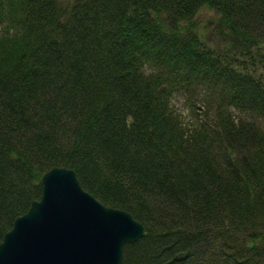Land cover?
I'll list each match as a JSON object with an SVG mask.
<instances>
[{"label": "trees", "instance_id": "obj_1", "mask_svg": "<svg viewBox=\"0 0 264 264\" xmlns=\"http://www.w3.org/2000/svg\"><path fill=\"white\" fill-rule=\"evenodd\" d=\"M53 166L144 225L121 264H264V0H0V240Z\"/></svg>", "mask_w": 264, "mask_h": 264}, {"label": "water", "instance_id": "obj_2", "mask_svg": "<svg viewBox=\"0 0 264 264\" xmlns=\"http://www.w3.org/2000/svg\"><path fill=\"white\" fill-rule=\"evenodd\" d=\"M41 184L40 197L3 234L0 264H121L123 245L146 232L84 189L70 167L49 168Z\"/></svg>", "mask_w": 264, "mask_h": 264}, {"label": "rangeland", "instance_id": "obj_3", "mask_svg": "<svg viewBox=\"0 0 264 264\" xmlns=\"http://www.w3.org/2000/svg\"><path fill=\"white\" fill-rule=\"evenodd\" d=\"M219 14L215 8L207 5L201 6L193 17L197 31L205 38L214 41V28L218 21ZM194 91L175 90L171 96V103L175 110L185 122L193 121L205 115L206 106L198 98ZM194 103L195 107L190 104ZM196 111V115L194 114Z\"/></svg>", "mask_w": 264, "mask_h": 264}]
</instances>
